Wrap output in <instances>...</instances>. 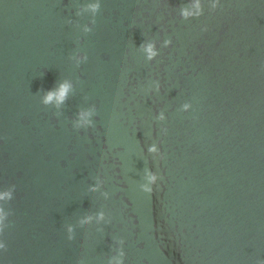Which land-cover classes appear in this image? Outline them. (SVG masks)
I'll return each instance as SVG.
<instances>
[{"label":"water","instance_id":"95a60500","mask_svg":"<svg viewBox=\"0 0 264 264\" xmlns=\"http://www.w3.org/2000/svg\"><path fill=\"white\" fill-rule=\"evenodd\" d=\"M4 193L0 264H264V0H0Z\"/></svg>","mask_w":264,"mask_h":264},{"label":"clouds","instance_id":"9594fccd","mask_svg":"<svg viewBox=\"0 0 264 264\" xmlns=\"http://www.w3.org/2000/svg\"><path fill=\"white\" fill-rule=\"evenodd\" d=\"M217 5H213V7H216ZM90 7L92 8L93 11H95L99 5L98 4H94V5H90ZM197 7H199V5H197ZM182 14L187 17L190 13H188L187 10H183ZM208 29L205 28L203 29V31H207ZM166 45H169L171 43V41H166L165 42ZM141 47L144 48V50L147 52L148 54V58L152 59L154 58L156 55H158V52L155 50V46L151 43L147 44V45H141ZM69 88L70 85L68 83H62L58 86V88L54 89V90H49L46 92L44 98H43V103L44 104H50L53 101L56 102L57 105L62 104L66 97L67 94L69 92ZM188 105H185V108H187ZM80 121L77 123L76 127L79 128L81 127V125H90L92 127H94L92 121L86 119L87 116L91 115V113H86V112H81L80 114ZM151 152H155L157 151V149L153 146L149 149ZM157 180V177L155 175H149V182L154 184ZM144 191L148 192L150 195L153 193V189L151 187H145ZM5 196H7L9 199L11 198V194L10 193H4L3 195H0V199H4ZM2 211V210H0ZM3 215H0V231H2V225H3ZM90 219V218H89ZM69 231H71V229H69ZM0 249H5V246L3 244H0Z\"/></svg>","mask_w":264,"mask_h":264}]
</instances>
